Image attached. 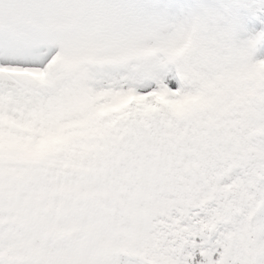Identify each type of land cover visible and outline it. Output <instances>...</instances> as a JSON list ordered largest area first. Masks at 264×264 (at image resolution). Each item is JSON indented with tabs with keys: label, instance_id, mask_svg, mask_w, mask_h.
<instances>
[{
	"label": "trees",
	"instance_id": "16d2710c",
	"mask_svg": "<svg viewBox=\"0 0 264 264\" xmlns=\"http://www.w3.org/2000/svg\"><path fill=\"white\" fill-rule=\"evenodd\" d=\"M260 9L264 0L220 1L216 20L243 31L246 15ZM239 33L216 45L205 33L197 40L180 94L194 99L185 105L172 100L156 115L94 120L69 141L37 135L83 117L84 84L70 77L57 91H1L0 117L26 128L3 131L0 121V249L19 264H153V237L181 223L206 244L211 264H231L236 240L219 206L264 191V67L254 66L262 43L255 49ZM131 76V85H150ZM253 242V264H264V205Z\"/></svg>",
	"mask_w": 264,
	"mask_h": 264
},
{
	"label": "rangeland",
	"instance_id": "374dc122",
	"mask_svg": "<svg viewBox=\"0 0 264 264\" xmlns=\"http://www.w3.org/2000/svg\"><path fill=\"white\" fill-rule=\"evenodd\" d=\"M168 1L0 0V92L26 89L35 84L57 91L72 75L74 84H84L85 96L91 103L87 106L85 122L101 123L115 113L119 118L131 113L134 108L120 109L118 105L124 98H132L133 93L139 98L140 102L134 106L140 113L156 115L162 112L166 97L174 98L181 92L187 78L181 73L187 69L189 54L186 58L185 55L179 57L180 72L176 70L162 79L163 90L156 83L151 84L148 92L150 88L146 87L130 90L123 70L128 74V69L134 67L164 64L165 51L181 38L189 20L201 10V31L196 39L202 38L203 33L210 38V33L215 31L210 39H204L206 44L216 45L215 39L219 36H225L223 42H226L239 32L249 37L264 31L263 12L253 16L246 30L238 27L230 32L231 26L223 25L207 9V3L216 4L219 0ZM213 25L214 30H211ZM192 63L197 64V59ZM83 125L84 122L77 121L62 126L57 133L38 134L37 138L39 141H69L79 136ZM5 128L12 125L9 123ZM31 135L36 138V134ZM263 205L264 191L250 203L235 200L219 206V214L231 225L236 240L237 247L230 255L231 264H253V232ZM186 215V212L181 214L182 221ZM180 225L172 224L175 230L171 234L159 231L153 237L148 246L149 263L211 264L209 257L203 254L206 244L199 245L198 236L182 232ZM211 228L203 227L202 243ZM18 260L14 253L0 249V264H19Z\"/></svg>",
	"mask_w": 264,
	"mask_h": 264
}]
</instances>
